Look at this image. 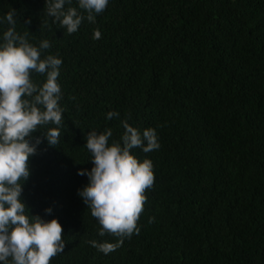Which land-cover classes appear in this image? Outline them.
I'll return each mask as SVG.
<instances>
[{
	"label": "trees",
	"instance_id": "trees-1",
	"mask_svg": "<svg viewBox=\"0 0 264 264\" xmlns=\"http://www.w3.org/2000/svg\"><path fill=\"white\" fill-rule=\"evenodd\" d=\"M45 5L0 0V42L15 9L16 31L62 60L60 143L42 138L21 195L31 215L62 225L50 264H264V0H109L72 34ZM124 119L153 128L160 147L131 150L152 161L154 184L139 233L104 254L88 241L119 238L99 236L78 171L94 166L87 134L111 128L109 144H122Z\"/></svg>",
	"mask_w": 264,
	"mask_h": 264
},
{
	"label": "clouds",
	"instance_id": "clouds-1",
	"mask_svg": "<svg viewBox=\"0 0 264 264\" xmlns=\"http://www.w3.org/2000/svg\"><path fill=\"white\" fill-rule=\"evenodd\" d=\"M108 2L78 0V7L65 8L72 0H46L45 6L54 22L72 34L85 19L95 23L96 15L104 12ZM15 16V9L6 14L10 27L0 42V262L50 264L65 247L62 225L55 217L45 221L39 215H31L21 195L22 184L30 175L29 158L37 153L42 138L50 146L60 143L63 109L57 79L62 60L53 55L42 58V50L49 49L50 42L42 40L39 47L30 44L27 33L21 35L16 31ZM100 38L97 29L93 39ZM33 73L46 76V80L42 84L34 82ZM115 117L119 113L109 111L106 118ZM121 124L122 144L120 141L109 144L113 136L111 128L87 134L85 147L94 166L90 171H78V175L86 174L89 179L78 195L98 221L99 236L107 233L119 238L115 243L88 241L104 254L118 249L125 237L139 233L138 220L147 200L145 192L154 184L152 161L147 158L139 161L131 150L140 148L149 153L160 147L153 128H146L141 134L128 119ZM38 130L41 136L33 138Z\"/></svg>",
	"mask_w": 264,
	"mask_h": 264
}]
</instances>
